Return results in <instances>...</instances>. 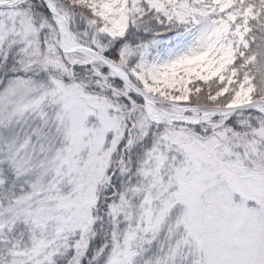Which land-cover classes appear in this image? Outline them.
I'll use <instances>...</instances> for the list:
<instances>
[{
  "label": "snow or ice",
  "instance_id": "obj_1",
  "mask_svg": "<svg viewBox=\"0 0 264 264\" xmlns=\"http://www.w3.org/2000/svg\"><path fill=\"white\" fill-rule=\"evenodd\" d=\"M0 264H264V0H0Z\"/></svg>",
  "mask_w": 264,
  "mask_h": 264
}]
</instances>
